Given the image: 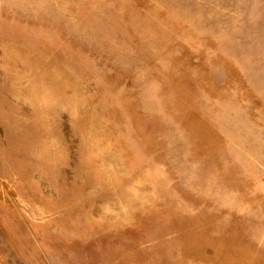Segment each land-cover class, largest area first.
<instances>
[{
  "label": "rangeland",
  "instance_id": "obj_1",
  "mask_svg": "<svg viewBox=\"0 0 264 264\" xmlns=\"http://www.w3.org/2000/svg\"><path fill=\"white\" fill-rule=\"evenodd\" d=\"M0 264H264V0H0Z\"/></svg>",
  "mask_w": 264,
  "mask_h": 264
}]
</instances>
